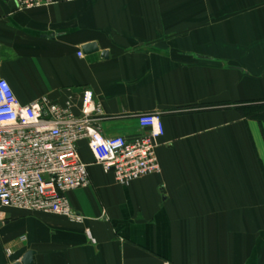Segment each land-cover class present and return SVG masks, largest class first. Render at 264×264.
<instances>
[{
    "label": "crops",
    "instance_id": "0c3cea01",
    "mask_svg": "<svg viewBox=\"0 0 264 264\" xmlns=\"http://www.w3.org/2000/svg\"><path fill=\"white\" fill-rule=\"evenodd\" d=\"M0 77L76 114L90 89L104 137L144 135L146 112L164 131L159 173L126 185L78 142L83 221L4 209L0 264H264V121L234 108L264 100V0H0Z\"/></svg>",
    "mask_w": 264,
    "mask_h": 264
},
{
    "label": "built area",
    "instance_id": "2783aa9c",
    "mask_svg": "<svg viewBox=\"0 0 264 264\" xmlns=\"http://www.w3.org/2000/svg\"><path fill=\"white\" fill-rule=\"evenodd\" d=\"M12 1L17 10L52 4V0ZM79 96L77 114L69 99L57 104L41 96L20 104L0 77V224L6 208L83 221L67 198L68 192L89 185L87 164L77 151L80 141L86 142L104 172L111 171L117 184L159 173L155 146L164 131L157 113L136 115L138 126L147 130L138 138L104 137L101 103L90 89H82Z\"/></svg>",
    "mask_w": 264,
    "mask_h": 264
},
{
    "label": "trees",
    "instance_id": "16d2710c",
    "mask_svg": "<svg viewBox=\"0 0 264 264\" xmlns=\"http://www.w3.org/2000/svg\"><path fill=\"white\" fill-rule=\"evenodd\" d=\"M221 106V105H217ZM235 110L243 116H248L250 118H254L258 121H264V100L260 101H251L245 106L241 107H235Z\"/></svg>",
    "mask_w": 264,
    "mask_h": 264
},
{
    "label": "water",
    "instance_id": "95a60500",
    "mask_svg": "<svg viewBox=\"0 0 264 264\" xmlns=\"http://www.w3.org/2000/svg\"><path fill=\"white\" fill-rule=\"evenodd\" d=\"M82 51L84 54H90V53L97 52L98 48L95 43H89L82 48ZM100 56L103 58H106L107 53L105 51H102L100 53ZM77 90H80V89H77ZM32 255L33 253L28 251L24 256H22V258L18 262H15L13 264H32Z\"/></svg>",
    "mask_w": 264,
    "mask_h": 264
}]
</instances>
